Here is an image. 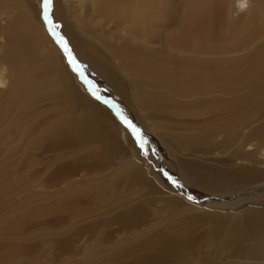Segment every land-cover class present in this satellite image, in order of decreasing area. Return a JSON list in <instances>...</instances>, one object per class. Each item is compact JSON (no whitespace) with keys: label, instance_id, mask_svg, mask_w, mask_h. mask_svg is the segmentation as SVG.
I'll list each match as a JSON object with an SVG mask.
<instances>
[{"label":"bare ground","instance_id":"6f19581e","mask_svg":"<svg viewBox=\"0 0 264 264\" xmlns=\"http://www.w3.org/2000/svg\"><path fill=\"white\" fill-rule=\"evenodd\" d=\"M60 1L64 5L68 3L69 17L78 33L79 43L71 42L76 58L87 63L89 71L102 86H107L112 96L127 104L128 98L119 88L113 71L100 67L88 54L102 53V44L89 51L82 47H90L106 37H109L107 42H116V50L121 53L117 64L119 72L130 78L133 89L143 90L144 97L137 99V105L142 112L147 111L152 120L156 116L173 115L185 116L184 122L193 116L232 113L243 108L248 109L245 112L248 113L254 108L253 102L264 96V0ZM54 3V16L58 20L59 10L64 5L56 0ZM13 6L19 8V12L14 13L17 27L20 29L25 25L23 31L26 35L23 39L15 37L18 34L16 27L8 21L3 30L0 27V158L3 159V163L0 162V195L4 196L11 195L22 179L33 175L29 153L34 150H52L76 142L94 141L106 145L104 156H109L113 147L116 149L111 132L115 127L102 111L82 93L71 95V85L77 86L76 78L64 69L62 54L47 38L39 15L33 12L28 1L0 0L1 15L9 13ZM64 20L71 23L66 17ZM82 25L97 33H82ZM64 31L65 37L69 38L67 26ZM236 85L243 90L240 98L211 99L213 93H226ZM152 89L158 91V98L152 97ZM185 99L192 100L185 105L180 101ZM57 114L63 119L61 123L55 121ZM43 115L49 116L38 121ZM263 132L264 126L258 136ZM153 136L157 141L162 139V135ZM197 145L202 154L198 157L200 159L219 148L213 142ZM185 147L186 143L183 144ZM247 152L243 157L251 161V166L242 171H222L217 182L203 179L201 174L179 165L181 175L195 182L193 185H198L207 196H231L259 180L249 179L257 172L259 162L255 157L264 155V146ZM131 162H134L132 157L123 164L117 183L136 186L145 180L142 184L148 185L143 170L132 167ZM74 167H57L52 176L58 177ZM260 179L264 180V177ZM224 181L232 184L228 192L221 191L220 184ZM116 184L108 185L106 194L104 191L95 192V189L92 194L71 197L53 210L77 213L84 206L95 208L105 197L108 199L117 193ZM259 202L262 204L255 205L261 208H252L254 205L250 204L241 215L215 210H228L235 204L208 202L204 207L211 209L209 214L190 216V211L196 209L193 207L199 205L189 207L178 197L166 199L165 211L175 223L169 229L170 233L165 232L167 236L162 232L154 235L150 253L130 259L126 256L135 250L137 242L118 246L109 264H210V259L217 262L215 253L222 248L226 253L216 264H264V198ZM40 214L42 210L39 209L27 210L10 227L21 228L28 218ZM141 214L140 208H131L120 217V223L134 225ZM195 219L209 224V231L202 238V243L211 247L207 254L194 251L203 246L192 248L197 239L200 240L190 231L196 225ZM239 239L249 244L233 260L232 254L242 248L236 244L237 247L231 249ZM226 257L231 260L224 261ZM0 264L12 262L0 260Z\"/></svg>","mask_w":264,"mask_h":264},{"label":"rangeland","instance_id":"374dc122","mask_svg":"<svg viewBox=\"0 0 264 264\" xmlns=\"http://www.w3.org/2000/svg\"><path fill=\"white\" fill-rule=\"evenodd\" d=\"M25 1H28L33 12L39 15L42 29L49 41L58 47L62 54L64 69L76 78L77 86L73 87L70 84L73 89V93L72 90L70 91L71 95L77 96L82 93L115 127L111 132L116 149L113 147L112 153L104 156L102 153L106 145L94 141L76 142L52 150L39 149L30 152L33 175L25 180L22 179L11 195H0L1 261H11L12 264H109L114 258L116 248L124 247L130 242H137L138 245L134 251L127 254V259L148 254L152 249L153 236L161 232L163 235L170 233L169 229L175 224L170 221L165 211L166 199L172 200L178 197L189 207L199 205L200 208L193 207L196 209L190 211V216L209 214L211 209L204 207L208 202L235 204V207L228 210L215 209L218 213L233 214L234 212L241 215L248 210L250 204L254 205L252 208H261L255 204H262L259 200L264 198V180L260 179L264 177V155L257 154L255 157L259 166L257 172L252 173L249 179L259 180L240 188L239 192L231 196L217 195L214 198L207 196L199 190L198 185L197 187L193 185L195 182L181 175L179 165L187 166L191 171L201 174L203 179H213L215 182L218 181L222 171H242L249 168L251 161L245 159L243 155L249 153L247 152L249 149L264 146V132L262 136H258V132L264 126V96L253 102L254 108L248 113H245L248 109L243 108L232 113L193 116L185 119L184 122L182 120L185 116L173 115L156 116L152 120V116L145 110L142 112L137 105V99L144 97L143 90L133 89L130 78L122 76L119 72L117 64L121 53L116 50V42H107L109 37H106L90 47L81 46L89 51L92 50L90 48L102 44V53L88 54L100 67L113 71L119 88L128 98L127 104L112 96L107 86H102L101 81L89 71L87 63L80 61L73 53L71 42L78 44L79 38L74 23L69 17L68 3L64 5L60 0H56V3L64 5L59 10L60 18L57 20L54 16L55 0H52L49 6L47 19L42 14V0ZM65 7L68 10L65 11ZM16 12H19V8L13 6L9 8V13L5 15L0 13V27L3 30L7 21L10 22V25L16 27L18 34L15 37L23 39L26 35L23 31L25 25L18 29L17 18L14 15ZM64 17L71 23L65 21ZM164 21L169 22V20ZM84 22L82 20V23ZM222 23L226 24V22ZM65 26L68 28L69 38L64 35ZM81 27L84 29L82 33H97L93 29L89 30L88 26ZM65 45L67 52L64 51ZM70 57L73 58V64L69 63ZM45 87L53 89L50 86ZM151 94L154 98L159 97L156 89H152ZM242 94L241 86L236 85L226 93H213L211 99L231 100L240 98ZM191 100L180 101L187 105ZM40 105L44 106V104ZM48 116H40L43 118H38V121ZM55 121L61 123L63 119L57 114ZM122 121H126L131 127L126 126ZM154 134L162 135V139L157 141ZM107 140L111 143L108 138ZM208 142L217 144L218 150L203 159L198 158L202 154L196 148L197 144ZM184 143H186L185 148H183ZM131 153H134V157ZM131 157L134 161L131 162L132 167L143 170L142 175L148 185L142 184L145 180L136 186H123L119 183L121 188H124L120 190L116 180L119 179L123 164ZM0 162L3 163L2 158ZM68 165L75 167L58 177L52 176L57 167ZM110 184H116L117 193L111 198L105 197L95 205V208L84 206L77 213L53 210L69 198L92 194L95 189V192L104 191L106 194V187ZM220 186L222 192H228L232 184L224 181ZM241 200L246 201L237 204V201ZM131 208L141 209L140 220L134 225H122L120 217ZM30 209L42 210V214L28 218L25 226L21 228L10 227L20 215ZM195 224L190 231L200 240L197 239L192 248L203 246L197 247L194 251L207 254L211 252L208 249L211 247H206L202 243V238L205 232L209 231V224L206 225L201 219H195ZM234 244L231 249L237 247L236 244H240L242 248L232 254L233 260L242 254L243 248L249 242L239 239ZM218 252L215 253L217 257H214L217 262L225 255L226 249H219ZM227 260H231V257L224 258V261ZM217 262L209 260L210 264Z\"/></svg>","mask_w":264,"mask_h":264},{"label":"snow or ice","instance_id":"6c2138e0","mask_svg":"<svg viewBox=\"0 0 264 264\" xmlns=\"http://www.w3.org/2000/svg\"><path fill=\"white\" fill-rule=\"evenodd\" d=\"M52 3V0H42V14L45 16V19H47V14H48V11H49V6L51 5ZM64 51H68L66 45L64 47ZM69 63L70 64H73L74 61H73V58H69ZM122 123H126V126L128 127H131L130 124H128L126 121H122ZM189 199H192V197H189Z\"/></svg>","mask_w":264,"mask_h":264}]
</instances>
